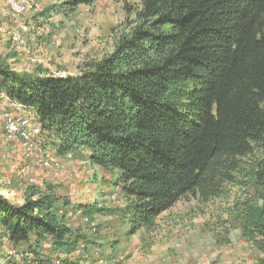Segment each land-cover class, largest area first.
<instances>
[{"label": "trees", "instance_id": "obj_1", "mask_svg": "<svg viewBox=\"0 0 264 264\" xmlns=\"http://www.w3.org/2000/svg\"><path fill=\"white\" fill-rule=\"evenodd\" d=\"M136 14L113 52L79 75L25 77L0 63V92L32 110L56 155L116 172L130 233L187 195L215 198L240 183L238 228L264 264V0H140ZM27 191L21 206L0 195V230L25 244L26 264L91 243L58 214L53 184Z\"/></svg>", "mask_w": 264, "mask_h": 264}, {"label": "rangeland", "instance_id": "obj_2", "mask_svg": "<svg viewBox=\"0 0 264 264\" xmlns=\"http://www.w3.org/2000/svg\"><path fill=\"white\" fill-rule=\"evenodd\" d=\"M33 1L17 13L9 0H0V63L25 77L81 74L113 52L135 25L140 6V0H97L71 11L61 5L65 0ZM26 109L0 92V195L21 206L31 185L55 186L58 214L91 243L81 244L70 257L56 254L54 264L65 258L72 264H256L259 253L237 224L239 202L246 197L240 183L225 186L215 198L187 195L152 225L130 233L119 212L126 198L115 184L116 172L93 166L78 153L56 155L40 139V126ZM5 113L31 122L30 141L9 137ZM80 205L97 211H82ZM25 248L12 245L0 230V264L30 262Z\"/></svg>", "mask_w": 264, "mask_h": 264}, {"label": "bare ground", "instance_id": "obj_3", "mask_svg": "<svg viewBox=\"0 0 264 264\" xmlns=\"http://www.w3.org/2000/svg\"><path fill=\"white\" fill-rule=\"evenodd\" d=\"M9 5H10L11 9L14 12L21 13V12L27 10L26 8H29V7H31V6H33L35 4H34V1L33 0H9ZM22 43H24L23 40H21V44ZM29 124L31 125V122L25 120L24 124L20 126L21 127V138H23L25 141H30V139L32 137V131L31 130H34L35 129V127H32L34 129H28V126H30ZM5 127L10 132V134H8L9 137H11V135H14V134L18 135L15 132V127H14V124H13L12 120L11 121H7ZM34 131H33V133H34Z\"/></svg>", "mask_w": 264, "mask_h": 264}, {"label": "built area", "instance_id": "obj_4", "mask_svg": "<svg viewBox=\"0 0 264 264\" xmlns=\"http://www.w3.org/2000/svg\"><path fill=\"white\" fill-rule=\"evenodd\" d=\"M5 119H6V121L12 120L14 127H15V132L21 137V127L20 126L24 124L26 119L21 118V119L17 120L13 116H11L9 113H5Z\"/></svg>", "mask_w": 264, "mask_h": 264}]
</instances>
